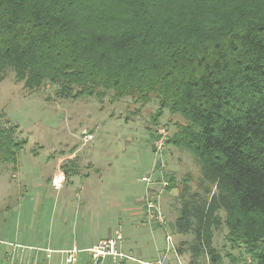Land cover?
<instances>
[{
	"label": "trees",
	"instance_id": "16d2710c",
	"mask_svg": "<svg viewBox=\"0 0 264 264\" xmlns=\"http://www.w3.org/2000/svg\"><path fill=\"white\" fill-rule=\"evenodd\" d=\"M7 71L29 92L54 86L59 100L130 98L142 109L155 96L153 124L165 112L180 119L164 147L190 152L200 170L201 185L152 177L163 192L181 186L169 227L193 234L189 264H220L221 223L231 249L264 264V0H0V81ZM17 128L0 125V161L13 170L27 143Z\"/></svg>",
	"mask_w": 264,
	"mask_h": 264
},
{
	"label": "rangeland",
	"instance_id": "374dc122",
	"mask_svg": "<svg viewBox=\"0 0 264 264\" xmlns=\"http://www.w3.org/2000/svg\"><path fill=\"white\" fill-rule=\"evenodd\" d=\"M54 91L55 87L47 83L39 90L29 92L23 88L21 82L15 81L10 71H7L4 79L0 81V125L17 124L15 137L27 140L17 154L16 170L12 169L11 164L0 161V217L3 218L1 225L4 228L25 227L33 217L34 226L44 221L42 209H45L46 203L42 192L44 188L49 192L54 191L44 182L40 187L35 179L40 176L45 178V173L55 167L57 157L68 156L78 148L79 159H76V163L79 166H76V169H79L80 173L85 175L88 173L82 167V165L86 166L87 162L97 166L101 161H110L112 170L106 163L102 164L104 166L98 173L99 177L115 180L119 178L118 192L124 193L129 198L140 199L144 187L148 186L139 181L143 176H151L153 180L156 178L160 180L162 177L167 180L166 177L173 176L177 182L191 177L200 184L199 166L190 152L174 148L168 143H165L161 158L154 154L155 150L151 151L150 146L154 142L155 134H158L159 127L165 130V139H169L177 130L175 123L180 121L179 117L170 116L165 112L159 122L153 124L149 116L157 109L155 96L150 103L140 109L139 105L133 104L130 98H124L114 104H109L107 98L102 101L95 98H80L76 101L59 100ZM85 129L93 132L95 137L83 143ZM94 173L92 170L86 181L87 177L73 176L72 191L76 189L79 179L86 184L95 182L98 175ZM152 184L150 186L154 187L156 192L157 185ZM198 184L189 181L193 191L202 192ZM180 188L181 186L178 185L176 189L165 190L160 195L159 202L168 225L164 228V232L161 231L162 239L159 241L164 242L166 232L175 233L170 227L181 208ZM26 194H32L33 199L29 200L22 196ZM36 202L35 210L30 211ZM4 206H9L7 211L2 210ZM219 216L223 219L224 212H219ZM146 226L149 227L147 224ZM143 231L148 232L147 229ZM226 233L223 223L213 231L212 245L222 258L220 264H253L249 255L243 254L242 249H231L225 239ZM175 235L173 237L177 241L179 234ZM5 239L10 240L11 237ZM193 240V234L188 233L183 234L181 241H178L184 249L182 256L185 264L191 261L189 246ZM226 253L231 256H226ZM153 254L155 250L151 247L146 256H143ZM198 264H209L208 256H201Z\"/></svg>",
	"mask_w": 264,
	"mask_h": 264
},
{
	"label": "crops",
	"instance_id": "0c3cea01",
	"mask_svg": "<svg viewBox=\"0 0 264 264\" xmlns=\"http://www.w3.org/2000/svg\"><path fill=\"white\" fill-rule=\"evenodd\" d=\"M91 134L93 139L95 134L93 132ZM86 142L89 141L83 140V143ZM78 149L68 156L57 157L55 167L45 173V178L40 176L35 179L36 184L40 187L44 182L46 185H50L54 191L49 192L47 189H43L42 195L46 203L45 209H42L44 211L43 222L34 226L33 217L29 225L25 227L16 226L6 229L1 225L3 218L0 217V260L2 262L8 264H65L63 253L65 250L73 247L80 250L87 249L99 240L113 237L116 234L123 238L122 249L134 257L139 256L140 258L137 256L136 258L140 260H155L162 255L165 242L159 240L162 239L164 228L148 227L143 222L145 200L147 196L153 194L155 188L144 187L140 199L126 197L124 193L118 192L119 178L116 180L102 179L99 177L100 174L98 175L104 166L102 164L106 163L109 169L112 168L110 161H101L97 166L87 162L86 166L82 165V167L88 173L86 175L80 173L79 169H76V166H79L76 163V159H79ZM67 162L76 163H74L76 166L72 171L74 173L66 176L67 181L60 188H54L51 184L52 177L58 172H63L61 165ZM92 170L95 175H98V179L90 184L79 179L76 189L72 191L73 176L87 177L86 181ZM31 195L22 196L32 200ZM36 206L37 202L30 211H34ZM8 208L9 206H4L2 210L7 211ZM142 229H147L148 232L144 233ZM171 235L172 237L176 236L175 233ZM182 236L183 234H179V238L174 242L181 241ZM8 237L11 239H5ZM9 243L20 244L24 246V249L18 250L8 245ZM151 247L155 250V254L144 257ZM91 262L89 255L83 252L79 254L76 264H90ZM98 264H112V261L107 258L99 261ZM166 264H174L172 255L168 256Z\"/></svg>",
	"mask_w": 264,
	"mask_h": 264
},
{
	"label": "built area",
	"instance_id": "2783aa9c",
	"mask_svg": "<svg viewBox=\"0 0 264 264\" xmlns=\"http://www.w3.org/2000/svg\"><path fill=\"white\" fill-rule=\"evenodd\" d=\"M158 136V139L154 143L155 153L156 155L161 156L166 136L165 130L159 128ZM92 137V134L86 133L83 138L84 140L86 139V141H89L92 139ZM66 181L67 178L65 174L63 172H58L52 177L51 184L54 188H60L66 183ZM140 182L145 183L148 186L153 185L151 176H143L140 178ZM166 186L167 183L165 181H161L157 191H154L152 195L147 196L145 200L143 222L151 227L156 226V228L161 229L166 227V218L159 202L160 195ZM164 242L165 247L163 253L155 260H140L125 252L122 249L123 238L119 234H116L113 237L101 239L90 248L80 250L76 247H73L71 249L65 250L63 253L65 256V264H76L79 254L83 252L89 255L92 261L90 264H98L99 261L107 258L112 261V264H125L128 262L136 264H166L169 255L173 256L174 264H185L183 256L177 253L175 242L170 233H166L164 235ZM8 245L17 248L18 250L24 249V246L20 244L9 243ZM0 264L8 263L2 262L0 260Z\"/></svg>",
	"mask_w": 264,
	"mask_h": 264
}]
</instances>
